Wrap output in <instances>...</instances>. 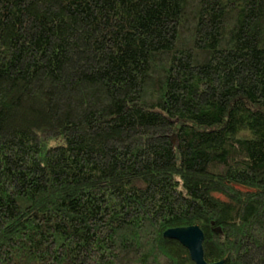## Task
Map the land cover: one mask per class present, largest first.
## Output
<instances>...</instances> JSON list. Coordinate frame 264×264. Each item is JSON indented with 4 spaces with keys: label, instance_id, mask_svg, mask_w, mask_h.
<instances>
[{
    "label": "trees",
    "instance_id": "1",
    "mask_svg": "<svg viewBox=\"0 0 264 264\" xmlns=\"http://www.w3.org/2000/svg\"><path fill=\"white\" fill-rule=\"evenodd\" d=\"M189 227L264 264V0H0V264H194Z\"/></svg>",
    "mask_w": 264,
    "mask_h": 264
},
{
    "label": "water",
    "instance_id": "2",
    "mask_svg": "<svg viewBox=\"0 0 264 264\" xmlns=\"http://www.w3.org/2000/svg\"><path fill=\"white\" fill-rule=\"evenodd\" d=\"M217 229L216 232H220ZM164 237L179 242L185 247L194 264H208L204 257V233L199 227H189L168 230ZM216 264H225L224 261Z\"/></svg>",
    "mask_w": 264,
    "mask_h": 264
},
{
    "label": "rangeland",
    "instance_id": "3",
    "mask_svg": "<svg viewBox=\"0 0 264 264\" xmlns=\"http://www.w3.org/2000/svg\"><path fill=\"white\" fill-rule=\"evenodd\" d=\"M217 199L221 200V201H226L223 197L219 196V195H214Z\"/></svg>",
    "mask_w": 264,
    "mask_h": 264
},
{
    "label": "clouds",
    "instance_id": "4",
    "mask_svg": "<svg viewBox=\"0 0 264 264\" xmlns=\"http://www.w3.org/2000/svg\"><path fill=\"white\" fill-rule=\"evenodd\" d=\"M247 133H241V135H246Z\"/></svg>",
    "mask_w": 264,
    "mask_h": 264
}]
</instances>
